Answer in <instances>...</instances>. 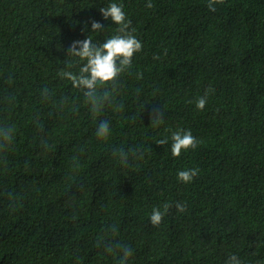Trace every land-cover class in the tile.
Here are the masks:
<instances>
[{
    "label": "trees",
    "instance_id": "obj_1",
    "mask_svg": "<svg viewBox=\"0 0 264 264\" xmlns=\"http://www.w3.org/2000/svg\"><path fill=\"white\" fill-rule=\"evenodd\" d=\"M112 2L143 47L119 80L122 111L106 106L94 119L58 73L75 59L74 41L117 34L99 10ZM150 2L0 0V124L15 128L0 155V264H118L106 244L132 249L129 264H226L233 254L264 264V0L215 11L209 0ZM103 120L106 142L95 135ZM178 130L199 143L174 157ZM194 168L191 183L178 180ZM165 203L153 226L152 209Z\"/></svg>",
    "mask_w": 264,
    "mask_h": 264
},
{
    "label": "clouds",
    "instance_id": "obj_2",
    "mask_svg": "<svg viewBox=\"0 0 264 264\" xmlns=\"http://www.w3.org/2000/svg\"><path fill=\"white\" fill-rule=\"evenodd\" d=\"M224 2L225 0H209L207 6L210 11H215V5ZM147 7H153L150 0ZM99 10L105 20L111 19L119 26L116 29L117 34L107 37L103 42H94L92 35L84 40L74 41L68 49V57L75 59L64 61L66 66L58 73L61 79L69 81L75 89L83 94L84 102L89 107L90 114L94 119L103 112L106 106L112 107L116 112L122 111L123 105L116 103V96L119 95L120 88L119 80L126 71L131 69L134 55L140 52L143 47L142 42L133 35L135 30L129 31L131 22L127 20L122 4L112 2ZM103 27L98 21L91 22L92 33H101ZM137 78L142 79V74H138ZM213 92L214 89H207L204 95L198 98L196 107L203 110L208 95ZM42 96L48 100L50 90L45 88ZM164 120L163 112L156 113L151 117V126L159 127L164 123ZM95 135L101 141H108L111 135V126L107 120L98 123ZM14 137V127L0 124V155L11 150ZM171 140V153L174 157H179L182 151L195 149L199 143L190 130L172 132ZM157 143L167 145L168 140L161 139ZM114 155L119 156L121 164H127L128 154L123 149L117 150ZM133 155H136V151H133ZM199 171L198 168L179 171L178 180L186 184L191 183ZM170 207L171 205L168 203L163 205V210L154 207L150 215L151 224L159 226ZM176 208L180 213L186 211V205L182 203H177ZM100 243H104L103 239ZM105 251L117 256L118 264H129V260L133 256L132 249L122 244H106ZM226 264H242V261L233 254L229 256Z\"/></svg>",
    "mask_w": 264,
    "mask_h": 264
}]
</instances>
